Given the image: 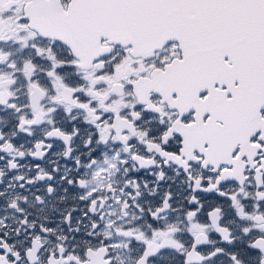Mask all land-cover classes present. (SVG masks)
<instances>
[{"label":"snow or ice","instance_id":"1","mask_svg":"<svg viewBox=\"0 0 264 264\" xmlns=\"http://www.w3.org/2000/svg\"><path fill=\"white\" fill-rule=\"evenodd\" d=\"M0 264H264V0H0Z\"/></svg>","mask_w":264,"mask_h":264}]
</instances>
